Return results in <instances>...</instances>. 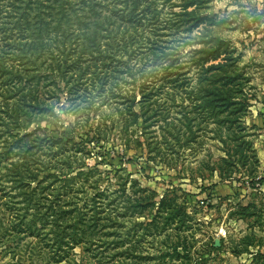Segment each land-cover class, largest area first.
<instances>
[{"label": "rangeland", "instance_id": "obj_1", "mask_svg": "<svg viewBox=\"0 0 264 264\" xmlns=\"http://www.w3.org/2000/svg\"><path fill=\"white\" fill-rule=\"evenodd\" d=\"M56 1L0 0V264H264V0Z\"/></svg>", "mask_w": 264, "mask_h": 264}, {"label": "trees", "instance_id": "obj_2", "mask_svg": "<svg viewBox=\"0 0 264 264\" xmlns=\"http://www.w3.org/2000/svg\"><path fill=\"white\" fill-rule=\"evenodd\" d=\"M49 1L51 2L52 0H46V2H49ZM54 1L57 2L56 0H54ZM79 3L81 5H83V6L84 5H87V10L84 11V9H83L82 12L85 14V16H88L91 19V20L86 21L85 24H83L84 25L83 26L84 27V30H86V31L82 35L81 45H83L84 42H87V43H89L92 46L93 45H98L97 44L98 39H100V37L103 38V39L105 38L104 36L99 35V29L101 28L102 23L103 24H105V23L107 24L106 25V29H105V32L108 31V37L107 38L111 39L110 37H111V35H112L113 32H116V34H117L118 29H117V27L114 26L115 24H113V23L111 24V18H110V16H105V17L102 18V9L106 8L108 5L107 6H102V9L100 11H96L95 10L96 9V6L99 5V4L97 2H95V0H89V1L80 0ZM38 4H40V3H38ZM113 5H114L113 9H115V7L117 5H119V3H117L115 1V3ZM37 7H39V6H37ZM67 13L68 12H62V13L59 12V19H60L59 20V23L62 20H66V22L68 21L66 19ZM75 14H77V11H75ZM70 21H71V19L69 18V22ZM59 33H60V35L58 36V34H57L55 36V38H57V37H64V36L70 35L71 33H73V31L70 30V27L68 26L66 29H61ZM46 36H47V34L44 37L40 35L39 36V39H41L42 41H44L43 38H45Z\"/></svg>", "mask_w": 264, "mask_h": 264}]
</instances>
